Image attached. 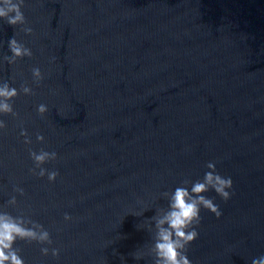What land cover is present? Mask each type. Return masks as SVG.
<instances>
[{
    "label": "water",
    "instance_id": "water-1",
    "mask_svg": "<svg viewBox=\"0 0 264 264\" xmlns=\"http://www.w3.org/2000/svg\"><path fill=\"white\" fill-rule=\"evenodd\" d=\"M21 11L31 34L0 22V59L13 34L32 55L0 66V78L32 95L2 117L0 207L40 223L58 249L42 256L45 245L18 241L25 264H151L162 193L202 177L209 161L231 177V195L204 194L221 215L201 209L187 258L264 254V0H24ZM29 149L56 152L43 165L53 182L29 173Z\"/></svg>",
    "mask_w": 264,
    "mask_h": 264
},
{
    "label": "clouds",
    "instance_id": "clouds-1",
    "mask_svg": "<svg viewBox=\"0 0 264 264\" xmlns=\"http://www.w3.org/2000/svg\"><path fill=\"white\" fill-rule=\"evenodd\" d=\"M24 0H0V22L9 26H23L22 31L25 35L31 34L32 29L25 26V17L21 11ZM8 56L0 59V66L5 63L13 65L21 58L32 55L30 48L18 42L13 34L7 41ZM31 79L34 84H38L42 79L41 71L38 67L31 68ZM32 95V89L26 84L21 83L15 86L12 77L8 79L0 78V131L5 128V121L2 117H16L13 110L12 101L17 95ZM46 105L40 103L36 105L35 112L42 116L46 111ZM19 135L23 137V143H31L23 128ZM43 136L37 133L35 141L40 143ZM28 158L32 161L33 167L28 171L38 178L44 177L49 183L53 182L57 176L55 170H48L43 165L56 159L55 151H45L39 149L32 151L29 149ZM202 177L191 182L182 180L170 192L165 191L162 196L166 199L167 205L164 209H158L153 217L154 233L152 243L147 253L151 257V264H191L187 258V246L193 242L198 235L197 226L200 223L201 209L211 213L219 218L221 212L212 197L204 195L211 190L221 201H227L231 195L232 179L229 176H222L215 169L214 162L209 161L204 165ZM13 192L22 195L23 189L13 187ZM7 205L14 206L16 197L10 196ZM140 212H134L131 215H140ZM65 222L70 220L69 215L64 214ZM140 225H137L139 230ZM117 238H120L119 235ZM18 241L35 242L40 247L42 256L50 255L55 258L58 255V249L50 247L52 241L49 232L40 223L31 220L26 221L22 216H14L3 207H0V264H25L20 255V249L16 247ZM113 254H116L113 249ZM118 255V254H117ZM131 256L134 260H142L144 253L139 249L133 251ZM121 264H124L123 256H120ZM250 264H264V254L253 257Z\"/></svg>",
    "mask_w": 264,
    "mask_h": 264
}]
</instances>
